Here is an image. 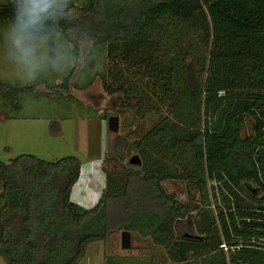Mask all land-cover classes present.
I'll list each match as a JSON object with an SVG mask.
<instances>
[{
  "label": "trees",
  "instance_id": "obj_1",
  "mask_svg": "<svg viewBox=\"0 0 264 264\" xmlns=\"http://www.w3.org/2000/svg\"><path fill=\"white\" fill-rule=\"evenodd\" d=\"M70 7L75 25L105 47L102 90L119 99L115 114L155 120L133 145L141 165L104 169L103 194L90 209L71 201L81 170L76 157L46 161L20 154L0 162V258L5 264H77L86 245L126 231L167 255L166 263L143 264H264L257 249L233 253L228 262L207 196V178L226 177L242 193L262 188L264 0H84ZM10 14L8 0L0 20ZM37 87L0 81V93L15 108ZM74 88L70 76L44 85L57 95ZM168 181L186 184V201L165 190ZM231 194L240 217L264 219V207L255 212L259 206ZM182 220L184 231L177 234ZM229 220L235 235L244 234L231 213ZM221 228L233 243L224 223Z\"/></svg>",
  "mask_w": 264,
  "mask_h": 264
},
{
  "label": "rangeland",
  "instance_id": "obj_2",
  "mask_svg": "<svg viewBox=\"0 0 264 264\" xmlns=\"http://www.w3.org/2000/svg\"><path fill=\"white\" fill-rule=\"evenodd\" d=\"M83 1L71 0L70 5L81 6ZM105 56V47L100 45L102 68L99 71L87 75L69 72L63 77L70 76L75 86L69 94H53L40 84L36 91L25 96V102H17L15 108L13 102L0 93V162L7 163L20 154H31L46 161L76 157L81 170L71 191V201L83 209L94 207L101 198L106 180L104 169L114 173L128 165L129 159L138 155L133 150L134 142L151 128L155 120L140 119L131 111L115 114L119 99L102 90L106 74ZM59 79L45 77L37 83L46 81L54 85L61 82ZM0 80L17 87L25 86L16 81L3 63H0ZM111 116L118 117L117 133L108 132L107 120ZM249 130L248 124L244 134ZM122 139L126 145L122 144ZM162 185L179 201L187 200L185 183L168 181ZM183 226L184 220L177 224V234L184 231ZM121 233L114 232L106 240L86 245L77 264H115L116 258L124 259L127 264H143L148 259L166 263L167 255L162 248L133 234H130L131 248L122 250ZM0 264H5L1 258Z\"/></svg>",
  "mask_w": 264,
  "mask_h": 264
},
{
  "label": "clouds",
  "instance_id": "obj_3",
  "mask_svg": "<svg viewBox=\"0 0 264 264\" xmlns=\"http://www.w3.org/2000/svg\"><path fill=\"white\" fill-rule=\"evenodd\" d=\"M71 0H9L11 14L0 22V63L17 82L33 84L69 72L87 75L102 68L100 43L74 23Z\"/></svg>",
  "mask_w": 264,
  "mask_h": 264
},
{
  "label": "built area",
  "instance_id": "obj_4",
  "mask_svg": "<svg viewBox=\"0 0 264 264\" xmlns=\"http://www.w3.org/2000/svg\"><path fill=\"white\" fill-rule=\"evenodd\" d=\"M258 177L262 188L258 185H253L249 192L246 191L245 193L240 192L236 187H234V185H232L226 177H223L220 180L216 178H207V196L211 202V208L214 210V216L216 217L217 225L222 235V242L219 248L225 254L228 262L230 261L229 259L231 254L239 252L242 249H257L264 251V229L257 228L256 225H254L264 224V219H254L246 216L240 217L237 212H239L241 208H237L235 198L231 194V192L235 193L236 197H238L245 205L249 204L254 206V208L259 206L257 209H254V211L260 212L259 208L264 207V173L259 172ZM225 183L228 184L232 191H229L224 187ZM223 199L225 204L222 202ZM244 204H241L243 212ZM229 213L234 216V226H237L240 232H244V234H234L230 225ZM252 222L254 224H252ZM222 223H224L228 235L231 236V242L233 243L229 244L225 241L224 232L221 228ZM246 231H254V235H246Z\"/></svg>",
  "mask_w": 264,
  "mask_h": 264
},
{
  "label": "water",
  "instance_id": "obj_5",
  "mask_svg": "<svg viewBox=\"0 0 264 264\" xmlns=\"http://www.w3.org/2000/svg\"><path fill=\"white\" fill-rule=\"evenodd\" d=\"M107 127L108 131L112 133L118 132V117L117 116H111L107 120ZM129 165L133 166H140L141 160L138 155L132 156L129 161ZM120 247L124 251H128L131 248V239H130V233L123 231L121 233V239H120Z\"/></svg>",
  "mask_w": 264,
  "mask_h": 264
},
{
  "label": "crops",
  "instance_id": "obj_6",
  "mask_svg": "<svg viewBox=\"0 0 264 264\" xmlns=\"http://www.w3.org/2000/svg\"><path fill=\"white\" fill-rule=\"evenodd\" d=\"M6 1H7V0H0V7L6 5V4L4 3V2H6ZM6 20H7V19H1L0 22H1V21H6ZM63 79H65V78H60L59 80L62 81ZM0 81H2V80H0ZM2 82H4V81H2ZM5 83H7V82H5ZM8 84H9V83H8ZM33 84H37L38 86H40V84H41V85H45V84H46V81H44V82H42V83H37V82H36V83H33ZM10 85H11V84H10ZM30 85H31V84H30ZM12 86H13V85H12ZM25 86H29V85H25ZM72 86H73V85H72ZM16 87H17V86H16ZM22 87H24V86H22ZM26 95H27V94H26ZM26 95H25V96H26ZM25 96L22 98L21 102H25V100H24ZM85 104L88 105V103H86V102H85Z\"/></svg>",
  "mask_w": 264,
  "mask_h": 264
}]
</instances>
